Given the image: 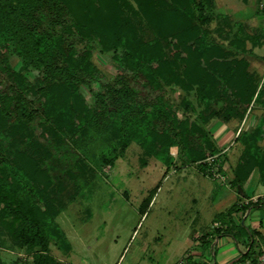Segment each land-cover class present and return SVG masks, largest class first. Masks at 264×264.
Here are the masks:
<instances>
[{
  "label": "trees",
  "instance_id": "1",
  "mask_svg": "<svg viewBox=\"0 0 264 264\" xmlns=\"http://www.w3.org/2000/svg\"><path fill=\"white\" fill-rule=\"evenodd\" d=\"M212 1L0 0V221L7 228L0 229L37 248L34 264H53L49 241L66 240L52 216L45 218L41 206L48 203L39 205L41 193L26 160L38 159L41 136L48 143L56 142V151L62 150L64 138L55 140L58 134L48 129L52 118L68 125L71 138L72 133L83 135L102 123L114 125L124 137L121 148L136 141L145 158H162L171 165L169 151L177 146L182 165L198 163L199 170L211 176L207 158L217 155L222 166L220 148L208 129L210 121L217 116L227 123L241 119L245 108L260 102L262 92L248 71V60L227 58L224 44L203 27ZM79 41L82 47L77 46ZM95 51L108 53L114 74L106 75L93 60ZM13 57L18 58V66L13 65ZM181 72L201 85L202 98L208 101L191 123L186 114L181 116V104L173 98V91L182 89L185 81ZM82 86L93 89L92 103L85 100ZM232 88H237L235 96L243 106L230 114L220 98L227 99ZM6 124L12 125L7 127L11 132ZM37 128L44 131L29 138ZM236 138L244 150L229 183L242 186L254 168L264 183V117ZM78 162L74 160L79 168ZM159 186L152 188L142 209L151 204ZM261 200L235 202L226 215ZM237 229L238 234L244 230L249 240L235 264L256 263L255 231L242 224ZM224 231L239 239L234 225Z\"/></svg>",
  "mask_w": 264,
  "mask_h": 264
},
{
  "label": "rangeland",
  "instance_id": "2",
  "mask_svg": "<svg viewBox=\"0 0 264 264\" xmlns=\"http://www.w3.org/2000/svg\"><path fill=\"white\" fill-rule=\"evenodd\" d=\"M208 5L211 11L206 14L203 27L211 38L224 44L227 58L244 57L248 60V71L257 82V90L262 92L260 102H252L245 108L244 117L232 120L237 122L235 134L231 139L226 137L224 151L220 147L224 170L231 178L244 150L236 137L241 131L257 126L264 117V35L261 33L264 30V0H214ZM77 46L82 47L83 42H77ZM11 60L13 65H19L18 58ZM93 60L106 75L115 73L108 53L95 51ZM238 67L241 69L243 63ZM28 77L33 79V72H29ZM184 77L182 89H175L173 98L181 104V116L186 114L191 123L198 119L199 110L208 101L202 98L201 85L194 83L190 74ZM81 89L85 100L92 103L93 89L90 86H82ZM235 89L232 88L227 99L220 98L225 102L222 106L226 113L231 114L233 108L239 110L243 106L240 98L235 96ZM237 93L240 96V89ZM216 119L227 123L221 116ZM9 126L12 125L6 124V129L11 132L7 128ZM48 129L50 134H58L52 135L55 140L64 138L62 150L56 151V142L48 143L41 136L38 141L43 148L36 162L25 159L41 193L39 205L48 203L40 205L46 212L45 218L52 216L66 234L64 242L56 238L49 241L48 253L54 260L53 264L57 261L60 264H128L133 256L143 253L147 243L157 245L158 254H165L170 263H175L188 248L186 238L200 227V231H204L215 212L233 202L228 200L224 207L220 202L214 203L210 198L213 187L233 189L236 186L221 184L219 179L203 174L198 163L182 165L177 146L170 148L171 165H168L162 158H145L136 141L122 149L124 137L114 125L102 123L87 129L83 135L72 133L71 138L68 125H59L52 118ZM41 131L44 130L37 128L36 135L32 133L29 138H38ZM3 133L6 135L7 131ZM261 144H264V139ZM20 147L22 149L23 145ZM50 150H53V156L48 159L46 154ZM75 159L81 161L78 162L79 168L74 163ZM44 167L47 172L41 170ZM253 172L259 181L258 168H254L250 176ZM254 178L249 184V194L263 193L264 184L254 183ZM158 183L160 186L153 201L142 209L144 199ZM221 217L219 219L223 220ZM0 226L6 228L1 221ZM257 237L254 235L256 254L253 256L257 259L254 264H264V258H261L264 257V232ZM36 249L0 229V264H34ZM259 250L261 255L257 253ZM61 258L67 259V263Z\"/></svg>",
  "mask_w": 264,
  "mask_h": 264
},
{
  "label": "crops",
  "instance_id": "3",
  "mask_svg": "<svg viewBox=\"0 0 264 264\" xmlns=\"http://www.w3.org/2000/svg\"><path fill=\"white\" fill-rule=\"evenodd\" d=\"M236 126L237 122L234 121L224 124L217 119L210 121L208 129L210 130L212 138L216 142L217 146L219 148H223V151L225 150L224 141L226 137L231 139L234 136ZM224 167L223 164L220 166L221 172L225 176V180L224 182L221 180L219 181H221V184L228 183L229 185V177L227 176ZM199 174L202 175L201 173ZM254 176H256V172L255 174L253 172L250 178H248L242 186L238 185L233 189L230 187H213L210 198L214 203L217 204L220 202V205L224 207L227 205L225 202L228 200L231 199L233 202L225 209H220L219 211L215 212L214 217L204 229V231H200V227L197 230L195 229L191 237L186 238L185 242L188 245V248L186 249L183 257H181L178 261L175 263H170L168 256H165V254H158L157 245L152 246L151 244L147 243L143 248V253L138 257L133 256V260L128 262V264H235V262L241 256V250L247 246V242L249 240V237L246 235L244 230H242L240 234L237 233L239 224H242L245 227L255 231L254 235L258 236L257 238H259V236H261L264 232V205H262L264 202V192L257 194L254 192L251 195L249 194V184ZM213 178L217 179L215 177ZM254 179V183L256 184H264L258 181L257 176ZM233 191H236L237 194H235ZM249 195L250 197H247ZM258 197L262 199L259 205H253L247 210L240 208L237 212H234L232 216L226 215L229 207L233 203H247L249 200L256 201L255 199ZM219 214H225L226 216L223 220H221L218 218ZM217 222L219 223V226L215 225ZM232 225H234V229L237 233L236 235L239 237L238 240L235 239L230 232L224 231V228L229 229V227ZM213 237L214 240L213 243H211L210 240ZM235 247L238 248L237 251L235 250ZM261 258L263 259L264 257L261 256ZM61 259L67 263V259ZM181 260H184V262L180 263ZM247 263L248 261L243 264ZM120 264H123V262Z\"/></svg>",
  "mask_w": 264,
  "mask_h": 264
},
{
  "label": "built area",
  "instance_id": "4",
  "mask_svg": "<svg viewBox=\"0 0 264 264\" xmlns=\"http://www.w3.org/2000/svg\"><path fill=\"white\" fill-rule=\"evenodd\" d=\"M207 161L210 165V172L211 175L221 181L224 182L225 180V176L224 174L221 172V168H220V162L217 160V155H209L207 158ZM257 200V198L255 199ZM216 226H219V223H215ZM184 260H181L180 263H183ZM119 264V263H118Z\"/></svg>",
  "mask_w": 264,
  "mask_h": 264
}]
</instances>
